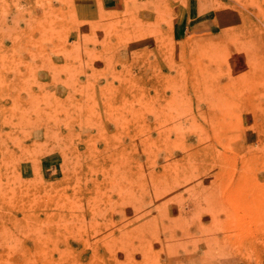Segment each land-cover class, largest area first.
<instances>
[{
  "label": "rangeland",
  "instance_id": "obj_1",
  "mask_svg": "<svg viewBox=\"0 0 264 264\" xmlns=\"http://www.w3.org/2000/svg\"><path fill=\"white\" fill-rule=\"evenodd\" d=\"M0 264H264V0H0Z\"/></svg>",
  "mask_w": 264,
  "mask_h": 264
},
{
  "label": "bare ground",
  "instance_id": "obj_2",
  "mask_svg": "<svg viewBox=\"0 0 264 264\" xmlns=\"http://www.w3.org/2000/svg\"><path fill=\"white\" fill-rule=\"evenodd\" d=\"M70 207V206H69ZM65 236V235H64ZM55 244V243H54ZM60 255V254H59ZM58 257V256H57ZM8 260V259H7ZM60 263V262H59Z\"/></svg>",
  "mask_w": 264,
  "mask_h": 264
}]
</instances>
